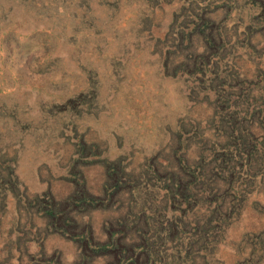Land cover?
<instances>
[{
    "label": "rangeland",
    "instance_id": "1",
    "mask_svg": "<svg viewBox=\"0 0 264 264\" xmlns=\"http://www.w3.org/2000/svg\"><path fill=\"white\" fill-rule=\"evenodd\" d=\"M123 263L264 264V0H0V264Z\"/></svg>",
    "mask_w": 264,
    "mask_h": 264
},
{
    "label": "trees",
    "instance_id": "2",
    "mask_svg": "<svg viewBox=\"0 0 264 264\" xmlns=\"http://www.w3.org/2000/svg\"><path fill=\"white\" fill-rule=\"evenodd\" d=\"M131 261H132V259H131ZM123 264H127V263H123Z\"/></svg>",
    "mask_w": 264,
    "mask_h": 264
}]
</instances>
